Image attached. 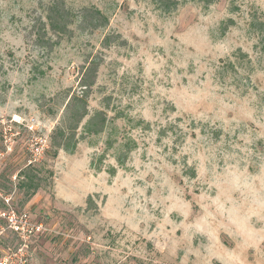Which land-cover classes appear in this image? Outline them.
I'll list each match as a JSON object with an SVG mask.
<instances>
[{
	"label": "rangeland",
	"instance_id": "1",
	"mask_svg": "<svg viewBox=\"0 0 264 264\" xmlns=\"http://www.w3.org/2000/svg\"><path fill=\"white\" fill-rule=\"evenodd\" d=\"M162 1L0 0V260L264 264V0Z\"/></svg>",
	"mask_w": 264,
	"mask_h": 264
},
{
	"label": "trees",
	"instance_id": "2",
	"mask_svg": "<svg viewBox=\"0 0 264 264\" xmlns=\"http://www.w3.org/2000/svg\"><path fill=\"white\" fill-rule=\"evenodd\" d=\"M161 3H163L162 0H161ZM166 4L167 3L165 2V5ZM94 19H95V23H96L94 28H98L99 26L100 27L105 26L108 22L107 17L100 10L95 11ZM63 21H65V18L62 16L60 18L59 17H55V18L51 17L52 26L56 30H59L61 25L63 26V27H61L62 30L67 27V24ZM56 23H57V25H56ZM82 85L85 86L84 92H86V89L91 87L92 83L88 82V81H83ZM67 107L69 110L72 107H79V109L82 107V110L80 109V111L77 112L76 117L73 118V121L68 126L59 127V129H57V135H55V137H54V144L56 146H58L59 148H65V149H68L69 145L73 142V139L75 138V136L77 134V130L79 128V125H80L82 119L88 113L86 97H84V95L74 97L72 100L69 101ZM24 186H26L27 188H34V191L31 193V194H34L36 192V189L40 186L39 179L37 177L34 178V177L28 175L26 181H24ZM90 200H92L91 196L89 197V202H90Z\"/></svg>",
	"mask_w": 264,
	"mask_h": 264
},
{
	"label": "built area",
	"instance_id": "3",
	"mask_svg": "<svg viewBox=\"0 0 264 264\" xmlns=\"http://www.w3.org/2000/svg\"><path fill=\"white\" fill-rule=\"evenodd\" d=\"M32 129H34V127H30V130ZM34 141L36 144H38V146L33 147L31 151L33 157L36 160L37 156L42 154L45 148L46 140L43 138L34 137ZM2 216L7 219V221L9 222V226L24 238L26 236H30L46 230V227L42 222L31 220V217L29 216L27 211L16 213L14 210H10L8 212H3ZM0 264H9V261L7 258H3L0 260Z\"/></svg>",
	"mask_w": 264,
	"mask_h": 264
}]
</instances>
